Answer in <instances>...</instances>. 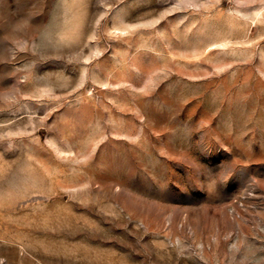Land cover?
Segmentation results:
<instances>
[{"label":"rangeland","instance_id":"1","mask_svg":"<svg viewBox=\"0 0 264 264\" xmlns=\"http://www.w3.org/2000/svg\"><path fill=\"white\" fill-rule=\"evenodd\" d=\"M0 264H264V0H0Z\"/></svg>","mask_w":264,"mask_h":264}]
</instances>
